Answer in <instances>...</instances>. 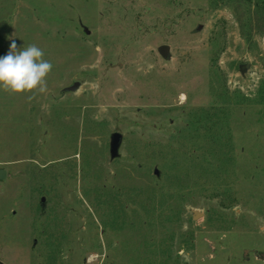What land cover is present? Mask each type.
<instances>
[{
	"label": "rangeland",
	"instance_id": "374dc122",
	"mask_svg": "<svg viewBox=\"0 0 264 264\" xmlns=\"http://www.w3.org/2000/svg\"><path fill=\"white\" fill-rule=\"evenodd\" d=\"M13 40L0 264H264V0H0Z\"/></svg>",
	"mask_w": 264,
	"mask_h": 264
},
{
	"label": "clouds",
	"instance_id": "9594fccd",
	"mask_svg": "<svg viewBox=\"0 0 264 264\" xmlns=\"http://www.w3.org/2000/svg\"><path fill=\"white\" fill-rule=\"evenodd\" d=\"M53 65L42 48L29 44L17 47L13 40L8 53L0 57V91L8 95H26L28 100L48 91L47 77Z\"/></svg>",
	"mask_w": 264,
	"mask_h": 264
},
{
	"label": "water",
	"instance_id": "95a60500",
	"mask_svg": "<svg viewBox=\"0 0 264 264\" xmlns=\"http://www.w3.org/2000/svg\"><path fill=\"white\" fill-rule=\"evenodd\" d=\"M159 52L167 58L169 56V46L167 45H162L159 47ZM249 67V64H241L240 65V70L241 72H245L247 68ZM76 88V85L70 86L67 88V90H73ZM121 141V134L119 132H115L112 135V141H111V153L113 156L116 155L118 146ZM6 176V171L5 170H0V178H4ZM43 201V199H42ZM200 214L196 213L194 216V219L199 218Z\"/></svg>",
	"mask_w": 264,
	"mask_h": 264
}]
</instances>
